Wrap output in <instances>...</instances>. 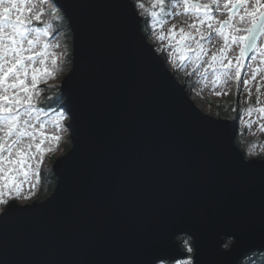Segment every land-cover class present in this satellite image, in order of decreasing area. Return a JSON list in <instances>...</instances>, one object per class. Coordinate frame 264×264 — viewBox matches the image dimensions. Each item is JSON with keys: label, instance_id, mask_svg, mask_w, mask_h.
<instances>
[{"label": "water", "instance_id": "1", "mask_svg": "<svg viewBox=\"0 0 264 264\" xmlns=\"http://www.w3.org/2000/svg\"><path fill=\"white\" fill-rule=\"evenodd\" d=\"M52 1L73 33L72 146L52 191L0 209V264L176 262L182 236L193 264L264 252V159L237 144L240 122L199 108L134 0Z\"/></svg>", "mask_w": 264, "mask_h": 264}, {"label": "snow or ice", "instance_id": "2", "mask_svg": "<svg viewBox=\"0 0 264 264\" xmlns=\"http://www.w3.org/2000/svg\"><path fill=\"white\" fill-rule=\"evenodd\" d=\"M44 2L0 0V204L9 202L3 198L5 189L14 190L19 195L22 185L33 176L39 181L40 164L48 150L43 147L49 138L45 127L49 123L62 127V114L49 121L43 119L47 116L45 109L38 106L42 92L39 84L55 72L58 63L56 53L50 51L58 45H52L48 39L53 34V25L41 19L45 12ZM171 3L174 8H181L183 14L197 17L187 26V31L184 27L177 31L175 24L169 28L167 39L170 45L175 41V51L180 54L181 62L193 60L200 66L210 51L205 43H210L213 36L223 39V47L212 53L204 69L205 72L211 69L214 84L228 79L240 81L248 53H256L251 59L256 60L258 56L260 63L255 68L248 65L252 75L250 79L243 80V86L251 97L248 86L264 73V44L259 42L264 37V0H208L207 3L171 0ZM151 5L146 12L153 18V24L162 28L167 22L161 18L165 14L167 0H151ZM140 7L145 5L140 3ZM34 9V14L26 15L33 13ZM225 14L226 19H217V15ZM205 26L207 31L202 30ZM158 39H166L163 31ZM233 45L239 48L235 63L227 55ZM37 63L40 67H36ZM261 79L264 80V75ZM262 87L264 85L256 88V106L250 104L245 111L248 115L257 112L264 119V103L260 100ZM251 123H248L249 127ZM261 130L264 131V125H261ZM60 138L59 135L50 137L56 142ZM255 147L253 144L250 149L253 155L256 154ZM260 151L264 152V146ZM187 251L191 252V247ZM186 264H193V261L188 259Z\"/></svg>", "mask_w": 264, "mask_h": 264}, {"label": "rangeland", "instance_id": "3", "mask_svg": "<svg viewBox=\"0 0 264 264\" xmlns=\"http://www.w3.org/2000/svg\"><path fill=\"white\" fill-rule=\"evenodd\" d=\"M138 3H143L145 5L144 8H140L142 11L141 15L146 16L148 14L146 12L147 8H151V0H136ZM168 9L165 13V16L161 17L167 22L161 28L160 26H156L153 24V19H149L147 22L146 30L144 29L148 39L154 43L156 49L162 53V56L165 58L167 65L171 69V71L175 74L176 78L179 79L182 84L186 86V89L191 96L196 97L193 100L199 106L201 110L206 113H209L213 116L219 114L220 110H218L214 105V103H220L221 105L230 106L234 104L237 106V110L241 113L238 119L240 122L239 131H245L244 139L238 144L239 147L245 151V155L248 159L251 158H263L264 152H261L260 149L264 146V131L261 130V125H264V119L260 118V114L257 112H253L251 115L246 113V109L251 104L252 106H256L257 93L256 88L258 85H264V80L261 79V76L258 75L256 80L253 81L248 88L251 90V97L249 96V91L246 90L243 86V80L251 78V71L248 68V65H251L255 68L259 63L260 59L257 56L256 60L251 59L256 53H252L251 56L245 61V67L241 69V78L240 81H236L235 79H228L224 83H213V74L211 69L207 72L204 71L207 68V63L213 52H218L220 48L223 47V39L218 36H213L210 43L206 42L205 47L209 48L210 51L208 56L204 58V61L200 63V66H197L193 60H186L181 62L179 59L180 54L175 51V41L173 40L171 45L169 44V40L167 39V34L169 28L173 24L177 26V31L180 27H184L187 31V26L197 20V17L192 14H183L181 8H174L172 6L171 0L167 1ZM201 3H207L208 0H200ZM54 3V2H53ZM39 6V5H38ZM55 6L50 5L49 0H45L43 4V8L45 12L42 16V21H50L53 25V34L49 37V42L52 45H58V47H54L50 49V51L55 52L58 57V63L56 66L55 72L45 78V82H41L39 84V88L42 89L40 104L39 107H42L47 112V116H44L43 119L53 120L58 117L63 116L60 119V124L62 127L57 128L52 123H49L45 127L46 136L49 137L45 140L44 148L48 149L44 153L43 161L40 164V178L39 181H36L35 176H33L30 181L25 182L20 190L19 195L13 190L8 191L5 189L4 191V199L10 201L16 199L17 201H29L36 197H42L46 193L50 191V186L47 183V176L49 175V171L53 169L54 160L61 153H67L71 148V129H70V117L67 111V107L64 104V101L60 102L59 108L50 109L52 106L46 102L52 99V96L48 94L49 91H52L53 96H59L61 92V84L64 78L67 76L69 71L71 70L70 66H68L70 58H68V53L72 54L73 51V39H72V31L69 25V20L64 16L61 12H56L53 10ZM31 7V5H28ZM139 9V8H138ZM33 13H26V15H32ZM15 14V13H14ZM149 15V14H148ZM150 16V15H149ZM225 15H217V19H226ZM35 23V22H34ZM42 26V25H41ZM243 27V25H241ZM207 31L206 26L202 29ZM163 31L166 39L161 41L158 39L160 32ZM243 34V33H242ZM178 38V37H177ZM261 44H264V37L260 38L259 41ZM239 54V48L236 45H233L231 51L228 52V58L233 60L235 63V57ZM227 61H225L226 63ZM50 59L48 64L50 66ZM36 67H40L39 63L36 64ZM234 76V73L232 74ZM60 90V91H59ZM219 93V95L217 94ZM56 100V99H55ZM260 100L264 103V87L261 88ZM212 102V103H209ZM218 117V116H216ZM223 118V117H219ZM251 123V127L248 126V123ZM238 131V132H239ZM53 135H59L61 138L58 142L50 139ZM255 144V155L251 154L250 149L251 146ZM19 179H22L19 178ZM32 185H35L34 187ZM5 204H0V209L3 208ZM181 240V237H180ZM191 240V239H190ZM191 242V241H190ZM192 245V244H191ZM187 251V250H186ZM191 259L192 257L188 256L186 259L179 260L176 262H169L172 264H186V261ZM166 261L159 262L158 264H169Z\"/></svg>", "mask_w": 264, "mask_h": 264}, {"label": "trees", "instance_id": "4", "mask_svg": "<svg viewBox=\"0 0 264 264\" xmlns=\"http://www.w3.org/2000/svg\"><path fill=\"white\" fill-rule=\"evenodd\" d=\"M135 3H136V6L137 8H139L138 10L141 12L142 10L140 9V4L138 3V1L134 0ZM168 1V0H167ZM168 3V2H167ZM168 9V4L166 6V10H165V13ZM54 11H58V12H62L61 8L58 7L56 4L53 8ZM157 11L159 10L158 8L156 9ZM143 18H144V21H143V29L146 30V25H147V22L150 21L149 19L151 18V16H149L148 14H146V16L142 15ZM165 16V14L163 15ZM162 16V17H163ZM153 19V18H151ZM72 36V39H73V33L71 34ZM73 48V47H72ZM68 58L71 59V61H69L68 63V66H70V68L72 67V54L68 53ZM162 55V53H161ZM182 81V80H181ZM60 91V90H59ZM49 95L52 96V99L50 101H47L48 99H46V102H48V104L50 106H52L50 109H55V108H59V104L60 102L64 101V95L62 93V91L60 92L59 96H53L52 94V91H49L48 92ZM56 99V100H55ZM209 103H212V102H209ZM214 105H216L215 107L220 110L219 114H217L216 116L218 117H223V118H226V119H231V120H236L239 118V116L241 115V113L237 110V106H235L234 104L230 105V106H225V105H221L220 103H214ZM245 129L244 131H239L238 134H237V138H236V142L239 144L245 137ZM245 153V151H244ZM264 158V156H263ZM47 183L48 185L50 186V191H52L54 188H55V185H56V182H57V177L53 171V169H51L49 171V175L47 176ZM181 240H182V246L185 250H187L189 247H191L192 251L191 252H188L190 257H192L193 255V247L191 245V240L189 237L187 236H182L181 237ZM233 242V239L232 238H226V244L225 246L226 247H229L230 244ZM169 263V262H168ZM169 264H172V263H169ZM239 264H264V252H252L248 255H246L241 261Z\"/></svg>", "mask_w": 264, "mask_h": 264}, {"label": "bare ground", "instance_id": "5", "mask_svg": "<svg viewBox=\"0 0 264 264\" xmlns=\"http://www.w3.org/2000/svg\"><path fill=\"white\" fill-rule=\"evenodd\" d=\"M49 2H50V5L52 6V5H54V3H53V1L52 0H49ZM194 100L196 99V97L195 96H193L192 97Z\"/></svg>", "mask_w": 264, "mask_h": 264}]
</instances>
